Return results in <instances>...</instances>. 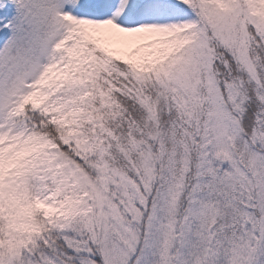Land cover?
I'll use <instances>...</instances> for the list:
<instances>
[{"label": "snow or ice", "instance_id": "snow-or-ice-1", "mask_svg": "<svg viewBox=\"0 0 264 264\" xmlns=\"http://www.w3.org/2000/svg\"><path fill=\"white\" fill-rule=\"evenodd\" d=\"M0 264H264V0H0Z\"/></svg>", "mask_w": 264, "mask_h": 264}]
</instances>
